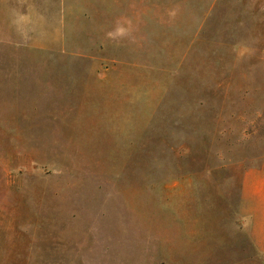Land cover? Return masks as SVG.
I'll use <instances>...</instances> for the list:
<instances>
[{"label": "rangeland", "instance_id": "1", "mask_svg": "<svg viewBox=\"0 0 264 264\" xmlns=\"http://www.w3.org/2000/svg\"><path fill=\"white\" fill-rule=\"evenodd\" d=\"M259 164L264 0H0V264H232Z\"/></svg>", "mask_w": 264, "mask_h": 264}, {"label": "crops", "instance_id": "2", "mask_svg": "<svg viewBox=\"0 0 264 264\" xmlns=\"http://www.w3.org/2000/svg\"><path fill=\"white\" fill-rule=\"evenodd\" d=\"M240 183L239 196L233 202L227 198L232 218L226 222L234 243L229 258L232 264H264V164L245 170Z\"/></svg>", "mask_w": 264, "mask_h": 264}]
</instances>
